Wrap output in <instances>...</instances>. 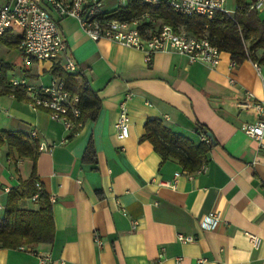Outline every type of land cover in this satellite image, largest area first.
Returning <instances> with one entry per match:
<instances>
[{
    "label": "crops",
    "instance_id": "crops-1",
    "mask_svg": "<svg viewBox=\"0 0 264 264\" xmlns=\"http://www.w3.org/2000/svg\"><path fill=\"white\" fill-rule=\"evenodd\" d=\"M92 2L107 14L121 5L120 0H86ZM12 3L0 0V5ZM256 12L264 17V10ZM52 15L76 71H63V60H25L17 48L20 32L12 28L0 46V91L19 89L28 98L13 81L38 87L69 74L75 87L88 84L99 108L93 118L84 115L69 136L46 110L0 92V134L34 132L38 144L52 145L38 151L34 162L14 146L0 144V218L10 188L24 194L20 208L38 209L29 195L33 177L50 199L54 226L50 243L0 246V264H40L45 255L44 264H264V147L242 129L258 117L249 107L264 97L254 62L231 68L225 51L214 67L170 50L146 60L140 50L106 38L92 40L75 19ZM121 102L129 115L123 140L115 129ZM154 118L195 144L203 137L208 141L211 133L213 146L191 176L177 159H163L142 138L145 121ZM89 143L95 162L84 158ZM175 172L180 173L175 186L160 184L172 181ZM210 212L218 217L214 229L201 225ZM246 233L260 238L258 248ZM179 235L193 240L182 242Z\"/></svg>",
    "mask_w": 264,
    "mask_h": 264
},
{
    "label": "built area",
    "instance_id": "built-area-1",
    "mask_svg": "<svg viewBox=\"0 0 264 264\" xmlns=\"http://www.w3.org/2000/svg\"><path fill=\"white\" fill-rule=\"evenodd\" d=\"M159 0H142L145 3H154ZM168 5L182 16H202L212 18L215 12L233 16L243 8L248 10H264V0H234L232 8L227 7V0H165ZM241 1V2H240ZM124 5V0H120ZM57 17H70L75 19L83 32L92 40L106 38L122 45L135 48L145 54L146 60L156 51L170 50L185 56L189 62H199L210 67L216 66L221 60L222 51L213 45L206 36L194 35L182 28L174 29L171 25L160 24L157 28H142L144 22L139 18L122 20L112 18L100 10L98 2L86 3V0H14L12 4L0 5V46L5 33L12 28L19 30L17 48L25 60L57 62L63 60L61 69L65 72H75L76 63L69 53L66 42L59 29ZM238 64L231 60L230 67ZM261 77L262 91H264V75L260 73L261 66L254 62ZM13 85H20L28 94L29 103L48 112L50 118L61 121L71 132L75 127L81 126L77 121L81 116L78 105L79 96L65 86L63 79L55 77L49 85L32 87L24 82L13 81ZM251 97L252 94L248 93ZM258 117L252 123L242 126L243 131L250 136L258 147H264V97L249 107ZM116 136L123 140L129 134V115L124 102L119 104L118 118L115 122ZM30 138L36 135L31 132ZM207 141L206 137H203ZM51 146L38 144V151L51 150ZM188 176L191 173L186 172ZM179 172L174 173L172 181H161V185L175 186ZM40 190L38 181L34 182ZM38 191L31 196L37 202ZM50 201V199H49ZM218 223L217 214L210 212L203 217L201 225L206 229H214ZM253 248H258L260 238L255 234L246 233ZM182 242L193 240L192 236L179 235ZM95 242L101 244L98 237ZM23 247V246H20ZM48 260L45 255L40 264ZM201 262L203 260H200Z\"/></svg>",
    "mask_w": 264,
    "mask_h": 264
},
{
    "label": "trees",
    "instance_id": "trees-1",
    "mask_svg": "<svg viewBox=\"0 0 264 264\" xmlns=\"http://www.w3.org/2000/svg\"><path fill=\"white\" fill-rule=\"evenodd\" d=\"M239 1V0H236ZM241 2V1H240ZM112 18L122 20L141 19L145 22L142 28H153V19L160 20V24L171 25L174 29L182 28L194 35L206 36L208 40L221 51L228 52L231 60L240 64L244 60H251L264 65V17H260L255 10L243 8L233 16L215 12L212 18L202 16H182L175 12L165 0L154 3H145L141 0H126L117 10L108 14ZM66 88L79 96L81 116L77 120L83 122L84 115L91 118L99 108V100L86 82L75 87L76 81L72 75L63 77ZM4 81V70L0 71V84ZM0 92L14 95L18 99H26L25 93L19 89L4 88ZM80 128L75 127L69 136ZM143 139L151 142L154 150L163 159L173 157L178 160L187 172L197 171L203 164L206 154L213 143L202 141L195 144L170 128L166 127L160 119H147L144 123ZM202 135L207 129L198 127ZM6 142L14 146L19 155L29 157L34 162L38 153V143L35 139L21 132H5L0 134V144ZM84 158L95 162L94 150L89 143ZM31 196L38 191V209L27 210L18 206V201L24 196L16 188H10L7 195L3 216L0 218V246L5 248H18L23 245L50 243L54 237L51 203L48 195L37 190L33 177L30 179Z\"/></svg>",
    "mask_w": 264,
    "mask_h": 264
},
{
    "label": "rangeland",
    "instance_id": "rangeland-1",
    "mask_svg": "<svg viewBox=\"0 0 264 264\" xmlns=\"http://www.w3.org/2000/svg\"><path fill=\"white\" fill-rule=\"evenodd\" d=\"M233 1L234 0H227V7L228 8H232V6H233ZM141 20L143 21V22H145V20H144V18H141ZM153 21H154V23H153V28L152 29H155V28H157L159 25H160V20L158 21V20H154L153 19Z\"/></svg>",
    "mask_w": 264,
    "mask_h": 264
},
{
    "label": "water",
    "instance_id": "water-1",
    "mask_svg": "<svg viewBox=\"0 0 264 264\" xmlns=\"http://www.w3.org/2000/svg\"><path fill=\"white\" fill-rule=\"evenodd\" d=\"M207 137H208L209 141L213 143V137H212L210 132H207Z\"/></svg>",
    "mask_w": 264,
    "mask_h": 264
}]
</instances>
